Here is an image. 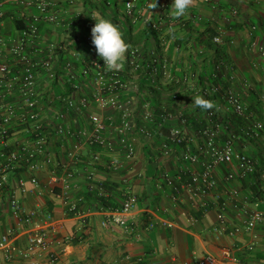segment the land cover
<instances>
[{"label": "built area", "instance_id": "2783aa9c", "mask_svg": "<svg viewBox=\"0 0 264 264\" xmlns=\"http://www.w3.org/2000/svg\"><path fill=\"white\" fill-rule=\"evenodd\" d=\"M8 0H0V19L4 16V5ZM23 9L35 7L39 10V17H34L35 23L51 24L65 29L63 47L73 56L78 57L75 45L92 43L91 29L95 23L88 26V30L82 33L73 29L74 21H66L60 3L67 6L75 5L79 0H13ZM241 1V0H240ZM173 0H160L156 9H150L147 1H124L126 17L129 27L144 24L153 32H159L168 23L178 25L189 15V19L195 24L205 21L204 17L197 13H187L175 18L171 15ZM214 11H224V7L216 0H202ZM108 5L117 3L111 0ZM240 15L239 7L233 6L230 15L225 16L226 22L231 23ZM260 27L257 23H250L247 37L249 46L257 49L259 55L264 58V39L261 37ZM224 31H219L212 36V43L221 49L215 50L210 58V69L204 75L203 85L197 89V93L203 99H212L215 105L207 110L208 125L198 130L202 143L197 151L189 150L181 154L185 162L194 163L204 155L203 170H189L186 180L182 177L175 178L168 173L165 176L166 184L176 190L186 191L192 200H200L201 207L208 209L206 196L216 187L215 170L218 166H231L238 164L239 175L244 178H255L258 172L259 159L251 154L238 150L237 142L240 137L256 139L264 144V120L258 111L250 108L239 88L244 87L253 90L254 85L244 80L240 83L235 66L227 58L226 45L229 47L235 43V39H227ZM1 47L9 52L12 58H0V195L7 193V201L12 216V223L0 233V251L11 263L14 257L27 261L28 264H55L59 257L65 253L67 247L76 239H83L88 225L90 209L85 208L83 195L73 196L72 191L77 187L76 164L85 162L87 173L85 175L89 189L94 188L96 171L101 163V156L92 152L85 156L87 146L108 148L124 152L125 160L131 161L135 157L136 148L132 139V131L135 127V111L141 101V116L144 123L137 126L140 139L149 143L153 141L159 132L166 128L172 113L166 104H158L148 97L154 94L153 88L166 87L168 82L177 79L189 81V76H180L176 67L170 63L156 46H150L143 51L136 44H130L126 52L125 63L128 71H108L104 67V61L95 53L91 57H80L83 67L79 76L86 80L92 78L94 86L91 95L77 97L73 92L63 93L59 97L47 96L41 89L43 81H54L63 77V73L56 69L58 62V48L60 44L44 42L39 35V26L32 25L19 30L17 35L1 39ZM223 49V50H222ZM202 54L203 50H199ZM74 62L66 59L64 70L68 71L73 79L79 78L73 72ZM43 79V80H42ZM144 83L145 90L141 89ZM162 90V89H160ZM174 101H180L182 95L179 90L169 93ZM264 95V94H263ZM102 108H111L120 113V124L114 128L118 135V142H114L108 135L109 120L99 113H90L86 125L73 129L68 122V114L78 116L87 111L91 101ZM45 107H50V118L47 123L41 119ZM157 110V112H156ZM229 110L235 113L240 124L235 125L227 118ZM232 115V114H231ZM188 119L181 115L178 123L170 129L167 141L164 143L165 152L173 147H179L184 142L191 140L185 133ZM238 128V129H237ZM239 130V132L237 131ZM225 133L222 140L221 135ZM59 136L60 147L66 145L68 136L76 137L75 149L66 152L67 162L52 163V153L49 148L51 136ZM65 138V139H64ZM14 141L11 145V141ZM117 144V145H116ZM53 164L50 166V164ZM108 167L113 171L119 170L123 163L118 160L108 162ZM261 176L264 179V163ZM20 170L29 171L32 175L29 188L23 178H18V187H14L10 180V174ZM46 171L45 181H40L35 173ZM236 172L230 169L228 178L236 177ZM105 188L101 185L99 195L104 196ZM57 193L63 206L65 218L77 220L75 231L71 235L61 234L63 225L54 221L51 214L43 213L38 207H26L23 196L34 192L43 195L44 191ZM232 195L239 196L240 191L233 189ZM139 203L138 196L129 191L121 206L114 209H103L106 218L102 225L111 224L129 227V220L134 208ZM227 202H216L218 209V223L216 231L233 234L247 231L252 233V242L249 250L254 249L258 241V235L253 232L257 224L264 221V212L252 210L244 225L230 227L225 219ZM167 226L172 224L164 223ZM156 225L154 221L150 228ZM25 237L24 246L19 240ZM59 250H55V246ZM125 263H142L143 257L133 258L126 256ZM8 262V263H9ZM197 264H244L240 256L230 247L222 248L221 256L207 253L197 260Z\"/></svg>", "mask_w": 264, "mask_h": 264}, {"label": "crops", "instance_id": "0c3cea01", "mask_svg": "<svg viewBox=\"0 0 264 264\" xmlns=\"http://www.w3.org/2000/svg\"><path fill=\"white\" fill-rule=\"evenodd\" d=\"M109 0H79L73 6H67L60 3V7L66 18V21H74L73 29L82 33L87 32L90 24L96 23L95 20L108 19L110 16L100 14L98 4ZM118 1L117 8L118 11ZM126 1V0H121ZM147 1L150 9H156L160 0H142ZM224 7V11H214L202 0H193L188 9L189 13H197L204 17L205 21L196 24L199 33L198 38L191 33L189 25L182 28L172 23H168L159 32L151 31L144 24L136 27L130 26L128 33H123V38L128 44H136L143 51H147L150 46H156L160 53L170 63L176 67V72L180 76H189V81L178 82L175 88H169L166 91L159 90L148 97L158 104L164 103L172 113V117L166 128L162 129L157 137L149 142H143L137 132V126L144 123L141 116V103L144 99H137L139 102L135 111V127L132 131V139L136 148V154L133 160L126 161L124 152L115 148L90 147L84 150L85 156L92 152H97L101 156V163L96 171L97 181L104 183L107 187V205H121L127 192H134L139 203L134 208L129 220V227L124 225L111 224L103 226L102 221L106 218L104 211L98 204V199L94 194L88 192L86 181L87 167L85 162L76 164V182L77 187L72 191L73 196L85 195L88 197L86 209H90L88 215V225L83 239H76L69 245L55 264H126V256L133 258L143 257L142 263L131 262L128 264H197V260L211 253L221 256L222 248H232L242 259L244 264H264V221L257 224L253 232L258 235V241L254 249L249 250L252 242V233L242 231L236 234L227 230L225 233L216 231L218 223V209L216 202L226 201L225 219L229 226H242L252 210L264 212V179L261 176L262 165L264 163V144L256 139H247L240 137L237 142L238 150L256 156L258 162V172L255 178L248 179L241 177L238 164L231 166H218L215 170L216 187L206 196L209 208L203 209L200 200H192L188 193L183 190H176L169 187L165 182V174L186 180L189 176V170H203L204 155L194 163L185 162L181 154L189 150L197 151L202 143L198 130L208 125L207 110L195 107L193 98L201 97L197 89L204 81L207 61L213 55L212 43L209 39L219 31H224L227 39H235L231 46L226 45V55L231 63L234 64L237 71L239 82L250 81L254 85L253 90L240 87V92L244 95L246 103L250 108L258 111L264 120V58L261 57L257 49L249 46L248 26L250 23H257L260 27L261 37L264 39V0H216ZM108 5V4H107ZM238 6L240 15L231 23L226 22L224 17L230 15V9ZM4 16L0 19V40L9 36H15L22 28L32 25L39 26L40 38L46 42H55L60 44L58 48V62L56 69L63 73V77L54 81H43L41 89L47 96L59 97L63 93L73 92L77 97L82 95H91L94 81L92 78L82 79L79 73L83 67L80 57H91L96 54L92 43L75 45L74 49L78 52V57L73 56L63 47L65 29L55 27L46 23H35L33 18L39 17L40 12L35 7L23 9L15 1L8 0L4 5ZM187 23L189 15L186 16ZM191 23V22H190ZM193 23V22H192ZM196 23V22H195ZM206 24V25H205ZM203 29L204 32H203ZM1 43V41H0ZM203 50L205 55L199 54ZM98 56V55H97ZM126 56V54H125ZM12 58L9 52L4 51L0 44V58ZM71 59L74 62L73 72L79 78L73 79L72 75L64 70V62ZM124 67L121 71H128L124 59ZM203 68V69H202ZM194 72L196 74H194ZM197 76V77H196ZM43 80V79H42ZM178 87V88H177ZM141 89L144 91L145 85L141 83ZM179 90L182 98L180 101H174L169 93ZM215 105L213 98L205 99ZM42 113V121L47 123L50 118V107H45ZM99 113L108 118V135L114 141L118 142V135L114 128L120 124V113L111 108H102L93 100L90 102L87 111L78 116L68 114L69 125L77 129L89 120L90 113ZM157 112V110H156ZM188 119V126L185 133L191 140L184 142L179 147H173L165 152L164 143L167 141V135L171 128L177 123L181 115ZM227 118L235 124L231 114H226ZM238 120V119H237ZM238 129V128H237ZM239 132V130H237ZM225 133L221 135L223 140ZM61 137L52 135L49 140V148L52 153V163L67 162L66 152L69 149H75L77 143L76 137L68 136L65 139L66 145L60 147ZM249 141V142H247ZM14 141H11L13 145ZM253 143L256 146H250ZM117 145V144H116ZM254 147V148H252ZM118 160L123 166L116 171L108 167V162ZM50 164L53 165V164ZM232 169L236 172V177L228 178V173ZM46 171L35 173L40 181H45ZM31 173L26 170H20L10 174V180L14 187H18V178H23L29 188L32 184L29 182ZM233 189L240 191L239 196L232 195ZM23 203L26 207H38L40 211L51 214L54 221L63 225L61 234L71 235L77 225L74 218H65L61 199L57 193H50L47 190L43 195H37L31 192L23 196ZM151 221L156 225L149 227ZM169 222L172 225L167 226L164 223ZM12 223L7 193L0 195V233ZM26 238L22 237L19 244L24 246ZM59 250V246L54 247ZM0 251V264H28L27 261L14 257L11 263ZM42 262L44 264L45 260Z\"/></svg>", "mask_w": 264, "mask_h": 264}, {"label": "clouds", "instance_id": "9594fccd", "mask_svg": "<svg viewBox=\"0 0 264 264\" xmlns=\"http://www.w3.org/2000/svg\"><path fill=\"white\" fill-rule=\"evenodd\" d=\"M193 0H173L171 15L180 18L187 13ZM91 29L92 44L100 59L104 61V67L108 71H120L124 67L125 54L130 48L126 43L120 27L108 19L95 20ZM195 107L208 110L213 107L212 103L202 97L193 98Z\"/></svg>", "mask_w": 264, "mask_h": 264}, {"label": "trees", "instance_id": "16d2710c", "mask_svg": "<svg viewBox=\"0 0 264 264\" xmlns=\"http://www.w3.org/2000/svg\"><path fill=\"white\" fill-rule=\"evenodd\" d=\"M190 20V19H189ZM235 20V19H234ZM191 22V23H190ZM189 25V27L188 28H190V31H191V33L192 34H194L195 35V37L196 38H198V34H202V32H200L199 33V31H198V29H196L197 28V25L193 22L192 23V21L190 20L188 23H187V20H186V18H183V21L182 22H180L177 26H180V27H182V28H186L187 26ZM206 25V24H205ZM204 30L205 29H203V32H204ZM206 31V30H205ZM212 39V38H211ZM211 39H209V42H211L212 43V40ZM212 46L211 47H213V51L215 50L217 53H219L220 51H221V49L220 48H218V47H216L213 43L211 44ZM223 50V49H222ZM199 54H201L200 52H199ZM203 55H205V52L203 51V53H202ZM208 61H209V59H208ZM206 62L207 63V67H206V69L208 68V66L210 65L209 64V62ZM203 69V68H202ZM209 69H210V67H209ZM208 69L205 71V73L207 74L208 73ZM194 74H196L195 72H194ZM197 77V76H196ZM202 82H204V81H202ZM176 85H179L178 84V82H177V79H175V80H171V81H169L168 82V89L170 88H175L176 87ZM202 85H203V83H202ZM201 85V86H202ZM178 88V87H177ZM160 89H162V90H164V89H166V87H163V86H159V88H153L152 90L154 91V92H157V91H159ZM87 181V180H86ZM96 184H94V188H92V190L91 189H89V184H88V181H87V186H88V192L89 193H92V194H94L95 195V197L98 199V204L101 206V208L102 209H114V208H118L119 206H121V205H116V204H110V205H107V203H108V201H107V187H106V185L104 184V183H101V182H99V181H97V182H95ZM101 185L103 186V188H105L104 190V192H106V194L103 196H100L99 195V188L101 187ZM84 197H85V205L88 203V197L87 196H85V195H83ZM122 204V203H121Z\"/></svg>", "mask_w": 264, "mask_h": 264}, {"label": "rangeland", "instance_id": "374dc122", "mask_svg": "<svg viewBox=\"0 0 264 264\" xmlns=\"http://www.w3.org/2000/svg\"><path fill=\"white\" fill-rule=\"evenodd\" d=\"M112 2H115L116 0H111ZM99 12L100 14H105L110 16L111 21L118 25L123 32L125 30V33H128L131 29L129 27V20L126 17V11H125V5L124 2L119 0L118 1V11L115 9L114 5H107L104 2H101L98 4ZM237 72V71H236ZM229 113L232 114L233 120L235 121V125H239L240 122L237 120L235 113L232 110H229ZM257 141V140H256ZM249 142V141H247ZM259 143V141H257ZM260 144V143H259ZM250 146H254L252 148L256 149L255 144L250 143Z\"/></svg>", "mask_w": 264, "mask_h": 264}]
</instances>
